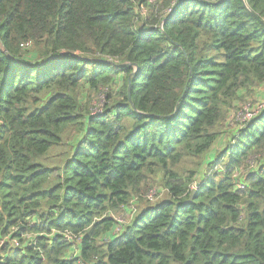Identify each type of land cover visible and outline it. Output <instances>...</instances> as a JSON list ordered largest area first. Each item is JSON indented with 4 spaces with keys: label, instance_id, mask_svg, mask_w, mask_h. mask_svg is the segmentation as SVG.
Masks as SVG:
<instances>
[{
    "label": "trees",
    "instance_id": "16d2710c",
    "mask_svg": "<svg viewBox=\"0 0 264 264\" xmlns=\"http://www.w3.org/2000/svg\"><path fill=\"white\" fill-rule=\"evenodd\" d=\"M260 21L264 0H0V264H264V104L221 127L264 83ZM151 175L166 196L120 224Z\"/></svg>",
    "mask_w": 264,
    "mask_h": 264
},
{
    "label": "rangeland",
    "instance_id": "374dc122",
    "mask_svg": "<svg viewBox=\"0 0 264 264\" xmlns=\"http://www.w3.org/2000/svg\"><path fill=\"white\" fill-rule=\"evenodd\" d=\"M88 95V106L96 108V106L102 107L105 102L104 93H86ZM262 103L264 104V83L260 84L256 87H252L250 90L244 93L243 100L233 107L228 113L226 119L223 121L222 126L224 130L234 129L237 121L244 118L246 113H250L251 111H258L261 107ZM93 109V108H92ZM248 118V117H247ZM78 133L76 132L74 127H69L65 130L63 134V144L58 147H54L52 151H50L46 155V162L48 165H57L60 163V160L63 158L64 153L69 150V145L73 143L74 139L77 137ZM186 166H190V163H187ZM199 183L192 185V189L196 190L197 185ZM149 194H151V198H149ZM166 196V191L161 186V180L159 175H151L146 179V182L143 185V192L141 196H137L134 198L133 204L128 207L130 209L129 212L123 211L116 218L120 224L127 221L134 210L138 207L139 209L146 208L148 205H152L155 202Z\"/></svg>",
    "mask_w": 264,
    "mask_h": 264
},
{
    "label": "built area",
    "instance_id": "2783aa9c",
    "mask_svg": "<svg viewBox=\"0 0 264 264\" xmlns=\"http://www.w3.org/2000/svg\"><path fill=\"white\" fill-rule=\"evenodd\" d=\"M155 1H157V0H149V3H154ZM262 105H263V103H262ZM96 111H97V110H96ZM96 111H94V112H96ZM252 115H253L252 112H250V113L248 112V113H246V114L244 115V118L248 119V118H250ZM247 117H248V118H247ZM148 197L151 198V194H149ZM65 236H66L67 239H73V237H72L71 235H69V234H66Z\"/></svg>",
    "mask_w": 264,
    "mask_h": 264
},
{
    "label": "water",
    "instance_id": "95a60500",
    "mask_svg": "<svg viewBox=\"0 0 264 264\" xmlns=\"http://www.w3.org/2000/svg\"><path fill=\"white\" fill-rule=\"evenodd\" d=\"M262 24H263V22L262 21H260ZM264 25V24H263ZM0 49H1V51H3V52H5V48L3 47V45L1 44V42H0ZM2 125V121L0 120V126ZM194 189H192L191 190V195H190V197H189V199L188 200H191L192 199V196H193V193H194Z\"/></svg>",
    "mask_w": 264,
    "mask_h": 264
},
{
    "label": "clouds",
    "instance_id": "9594fccd",
    "mask_svg": "<svg viewBox=\"0 0 264 264\" xmlns=\"http://www.w3.org/2000/svg\"><path fill=\"white\" fill-rule=\"evenodd\" d=\"M262 106V105H261ZM254 112H256V111H254Z\"/></svg>",
    "mask_w": 264,
    "mask_h": 264
}]
</instances>
